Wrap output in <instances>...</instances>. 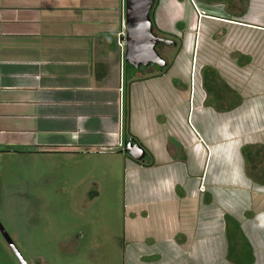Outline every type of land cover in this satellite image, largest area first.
<instances>
[{"label":"crops","instance_id":"1","mask_svg":"<svg viewBox=\"0 0 264 264\" xmlns=\"http://www.w3.org/2000/svg\"><path fill=\"white\" fill-rule=\"evenodd\" d=\"M200 1L224 14L153 0L165 64L134 67L125 0H0V156L120 170L121 264H264V128L244 107L264 93V0ZM129 140L142 160L123 152Z\"/></svg>","mask_w":264,"mask_h":264},{"label":"rangeland","instance_id":"2","mask_svg":"<svg viewBox=\"0 0 264 264\" xmlns=\"http://www.w3.org/2000/svg\"><path fill=\"white\" fill-rule=\"evenodd\" d=\"M192 1L202 12L224 14L219 5L206 3L203 5L200 0ZM177 30L168 38L176 39L177 55L181 56L180 52L188 50L184 49L185 42L183 41L182 45L181 40V36L187 30L179 29V26H177ZM201 52L199 49L196 68L201 66V61L204 59V54L202 56ZM175 55L176 53L174 54L172 51L170 54H164L163 57L167 62H170L174 60ZM193 58L192 52L190 55L187 54L183 60L186 63L189 61V65L190 63L192 65ZM249 102V105L244 107L254 109V114L257 116V121L254 122L255 126L264 128V93L256 95L253 101ZM195 118L196 113L192 123ZM88 158L79 161L73 168L72 162H67L57 155L48 156L41 153L21 155V157L17 155L0 156V183L6 194L3 197L6 200L9 197L12 199L13 196L8 194L10 190L18 192V190L25 189L24 194L26 195L24 196L25 205L20 206L24 218L17 216L18 212L14 211L15 214L10 217L8 225L31 229L30 249L33 254H39L40 258L44 259V264H121L122 244L119 243V240L121 241L122 237L121 188L123 176L120 170L115 172L116 176H112L107 167L102 168V166L96 167L97 170H93L92 173L89 166L91 159ZM90 173L102 176L106 182L113 181L112 190L107 191L108 195L97 197L84 210L71 208L72 204L77 207L78 203L75 205V201L71 203L70 201L74 199L75 195H78L77 190L80 186L91 181L90 178L84 179V176L89 177ZM79 179L83 181L76 185L75 183ZM11 209V204L7 203L3 207V213L9 212ZM0 218L8 228L1 213ZM81 230L87 231V234L82 236L75 246H73V242L64 248L57 245V242L65 241L68 237H73V233ZM93 241H97V244H94ZM71 250L73 251L71 252ZM232 257L233 254L230 253L228 259L231 260Z\"/></svg>","mask_w":264,"mask_h":264},{"label":"flooded vegetation","instance_id":"3","mask_svg":"<svg viewBox=\"0 0 264 264\" xmlns=\"http://www.w3.org/2000/svg\"><path fill=\"white\" fill-rule=\"evenodd\" d=\"M162 44L166 43L165 39L161 37ZM18 153V152H16ZM34 154H41L40 151L34 152ZM2 156H5L4 154ZM73 190V189H72ZM77 196H74V199L70 201H75L74 204L77 205V207H74L71 205V208L74 209H82L84 210L89 204L94 202V200L99 197L98 189L94 185L93 182L87 181L85 184L80 186V188L77 190ZM25 189L22 190H10L8 191V194H10L12 199L10 197L6 200L3 196L6 195L3 192V189L1 187L0 183V213L4 220V222H7L8 228L5 227L3 224L1 218H0V264H44V259L40 258L39 254H33V251L30 249L31 245L29 242L30 235L32 234L31 229H27L25 227H10L8 225L10 221V217L14 215V211H17V216L22 217L23 211L21 210L20 206L23 207L25 205ZM77 200V201H76ZM7 203L11 204L12 209L9 212L3 213V207ZM20 211V213H19ZM21 215V216H20ZM24 218V216H23ZM87 234V231L81 230L80 232L73 233V237H68L65 241L57 242V245H60V248L67 247V245H70L73 242V246L78 242V240ZM121 241L119 240V243ZM116 243V242H115ZM117 244V243H116ZM121 244V243H120ZM73 248V247H72ZM64 251V250H63ZM73 250H71L72 252ZM46 264V263H45Z\"/></svg>","mask_w":264,"mask_h":264},{"label":"water","instance_id":"4","mask_svg":"<svg viewBox=\"0 0 264 264\" xmlns=\"http://www.w3.org/2000/svg\"><path fill=\"white\" fill-rule=\"evenodd\" d=\"M153 0H125L124 61L134 67L155 64L164 66V60L154 49L155 39L148 12ZM123 152L135 161L144 157L143 149L129 140L123 143Z\"/></svg>","mask_w":264,"mask_h":264},{"label":"built area","instance_id":"5","mask_svg":"<svg viewBox=\"0 0 264 264\" xmlns=\"http://www.w3.org/2000/svg\"><path fill=\"white\" fill-rule=\"evenodd\" d=\"M200 189H201V187H200Z\"/></svg>","mask_w":264,"mask_h":264},{"label":"trees","instance_id":"6","mask_svg":"<svg viewBox=\"0 0 264 264\" xmlns=\"http://www.w3.org/2000/svg\"><path fill=\"white\" fill-rule=\"evenodd\" d=\"M161 69V68H160Z\"/></svg>","mask_w":264,"mask_h":264}]
</instances>
